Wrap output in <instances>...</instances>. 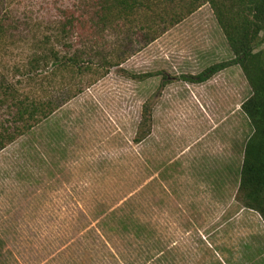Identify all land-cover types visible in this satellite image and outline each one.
<instances>
[{"label": "rangeland", "instance_id": "rangeland-1", "mask_svg": "<svg viewBox=\"0 0 264 264\" xmlns=\"http://www.w3.org/2000/svg\"><path fill=\"white\" fill-rule=\"evenodd\" d=\"M55 2L70 1L0 0V17L13 12L24 32L0 45L11 92L0 91V122L14 97L48 113L0 149V264H237L264 250L262 219L237 200L251 87L238 65L204 83L184 77L233 58L211 4L190 13L192 0H165L149 27L167 30L152 43L142 19L71 37L98 72L52 78V64L30 63ZM173 8L184 16L174 26ZM146 103L152 132L137 142Z\"/></svg>", "mask_w": 264, "mask_h": 264}, {"label": "trees", "instance_id": "trees-1", "mask_svg": "<svg viewBox=\"0 0 264 264\" xmlns=\"http://www.w3.org/2000/svg\"><path fill=\"white\" fill-rule=\"evenodd\" d=\"M69 1L67 4L55 2L52 9L55 16V20L52 18V25L55 24V27L53 26L49 33H44L43 50L40 53L35 51L41 55L32 58L30 63L35 68L41 64H52V78L56 74L65 72H71L75 77L84 75L90 70L98 72L96 67L90 64V57H84L89 52L86 50L71 52V37L83 35L85 31L87 35H90L95 30L101 29V25L113 27L120 25L121 21L131 24L140 19L149 20L147 23L149 27L151 21L164 19L162 3L165 0ZM196 1L198 0H192L188 6L190 13L198 8L195 6ZM205 1L209 2L214 10L233 58L214 63L197 75L190 74L184 77L191 82L204 83L230 66L241 67L251 87L250 96L242 103V111L249 119L252 133L244 145L243 159L239 168L237 200L244 208L258 213L264 221V0ZM168 14L170 15L168 23L172 26L179 24L184 17L174 8L173 13ZM12 17L11 11L0 17L5 18L0 22V45H5L9 36L15 40L17 36L24 34L15 27L16 23L11 21ZM160 26L153 30L149 27L151 34L150 32L145 34L147 42L152 43L167 30L166 27L162 29ZM51 40L52 46L48 45ZM120 64L117 63V65ZM149 76H151L150 73L131 75L133 79L140 81ZM0 91L6 100L11 96L10 87L6 86L4 81H0ZM5 99L0 95V108L7 103ZM61 105L60 101L52 98L44 106L53 114ZM9 108L11 111L9 116L12 119L0 122L4 129L0 133V149H4L6 143H12L24 135L27 129L39 121L42 112L43 115L48 114L45 109H42L40 100L28 96L23 99L14 97L12 107ZM152 117V107L146 103L136 132L137 142L144 141L151 134ZM7 122L11 127L7 125ZM160 260L162 261L161 257Z\"/></svg>", "mask_w": 264, "mask_h": 264}, {"label": "crops", "instance_id": "crops-1", "mask_svg": "<svg viewBox=\"0 0 264 264\" xmlns=\"http://www.w3.org/2000/svg\"><path fill=\"white\" fill-rule=\"evenodd\" d=\"M259 217L261 218L260 215H259ZM262 222L264 223L263 219H262ZM248 248H250V247H248ZM225 264H231V262L225 261ZM237 264H264V250H260V251L256 252L255 254L251 255V257L249 259H247V260L244 259L241 262H238Z\"/></svg>", "mask_w": 264, "mask_h": 264}]
</instances>
